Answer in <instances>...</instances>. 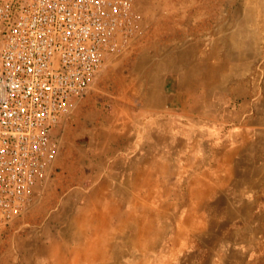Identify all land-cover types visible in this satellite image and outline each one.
I'll use <instances>...</instances> for the list:
<instances>
[{
	"label": "crops",
	"instance_id": "0c3cea01",
	"mask_svg": "<svg viewBox=\"0 0 264 264\" xmlns=\"http://www.w3.org/2000/svg\"><path fill=\"white\" fill-rule=\"evenodd\" d=\"M262 3L242 0L224 23L190 26L192 34L162 53L140 57L129 76L114 71L115 134L96 156L103 168L73 200L39 264L93 262L90 249L121 254L126 240L137 254L143 240L157 237L162 263L177 264L193 247L194 264H264ZM186 191L194 195L189 202ZM170 223L177 224L172 233ZM56 246L65 252L56 254Z\"/></svg>",
	"mask_w": 264,
	"mask_h": 264
},
{
	"label": "built area",
	"instance_id": "2783aa9c",
	"mask_svg": "<svg viewBox=\"0 0 264 264\" xmlns=\"http://www.w3.org/2000/svg\"><path fill=\"white\" fill-rule=\"evenodd\" d=\"M139 0H0V228L23 216L55 129L142 35Z\"/></svg>",
	"mask_w": 264,
	"mask_h": 264
},
{
	"label": "rangeland",
	"instance_id": "374dc122",
	"mask_svg": "<svg viewBox=\"0 0 264 264\" xmlns=\"http://www.w3.org/2000/svg\"><path fill=\"white\" fill-rule=\"evenodd\" d=\"M241 1L233 0L231 4H227L225 0L138 1L136 16L139 30L142 31L141 37L120 57L115 59L111 57L106 61L104 72L89 94L77 102L70 116L55 129L51 158L48 161L44 178L34 190L29 207L13 224L0 228V264H39L37 257L41 258L47 254L49 241L51 238L54 241L57 238V229L64 222L66 212L72 209L73 200L81 195L83 186L97 180V172L103 168V162L96 157L97 153L104 149L101 143L111 139L115 134L112 131L113 128L109 127L113 124L117 114L116 106L112 102L117 100L113 96H116L118 85L114 71L129 76L132 65L140 57L162 53L165 44L175 43L183 35L192 34V30H188L190 26L199 23L207 26L224 23L226 19L233 17L232 10L241 7ZM260 1L263 2L261 7H264V0ZM215 11H217L216 15ZM252 69L261 71L263 64L255 63ZM134 104L135 107L132 106L136 108L138 103L134 102ZM126 105L123 108L126 109ZM131 120L130 123L133 124ZM115 124L118 123L115 121ZM186 164L187 167L193 166L188 161ZM71 187L74 189L69 190ZM166 193L171 201L177 199V192H164V195ZM185 195L188 202L194 197L191 191H186ZM155 197L159 198L157 193ZM188 204L186 216L189 219H186L184 231L187 235H192L190 238L192 242L193 217L188 216V211L192 207H188ZM173 209L176 210L177 207L171 206L170 213ZM175 227L177 228V224L170 223L168 231L172 233ZM135 242L139 244L138 241ZM142 242L143 246L138 245L137 254H130L129 240L123 243V246L127 248L122 249L121 254H117L118 250L113 247L107 249L109 253L105 255L99 252L94 254L93 249H90L91 253L88 257L95 261H85L83 264H101V260L106 263L110 262L109 264H169L161 262L159 251L155 253L157 246L161 243L158 237L151 239L149 244H147V239ZM108 243L110 241H107ZM190 245L192 246V243ZM186 250V254L184 257L181 256L177 264H194L193 247L186 248ZM54 251L58 255L65 252L63 248L57 246ZM68 251L66 254L71 255L70 249ZM150 252L155 254H149ZM152 256H154L153 262Z\"/></svg>",
	"mask_w": 264,
	"mask_h": 264
}]
</instances>
